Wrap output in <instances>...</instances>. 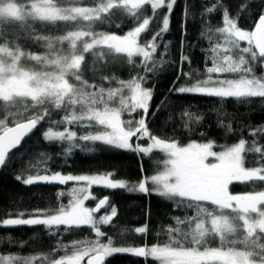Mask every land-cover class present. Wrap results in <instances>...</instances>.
<instances>
[{
    "label": "trees",
    "instance_id": "trees-1",
    "mask_svg": "<svg viewBox=\"0 0 264 264\" xmlns=\"http://www.w3.org/2000/svg\"><path fill=\"white\" fill-rule=\"evenodd\" d=\"M8 1L23 4L35 0H0V5ZM52 1L56 7H84L100 14L91 18L79 16L62 20L40 19L32 15L24 19L0 17V45L22 50L26 54H51L57 49L59 39L63 40L77 31L85 33L84 40L79 43L80 46L77 45L76 50L81 58L80 63L71 76V81L79 85L81 91L77 90L61 99L44 98L36 102L27 99L13 102L0 100V123L4 124V130L46 113L44 120L23 144L10 153L7 166L0 170V221L14 218L20 212L26 214L24 218L36 210L55 214L59 207L67 208L87 194L83 191L87 188L83 182L25 185L22 181L28 176L54 172H109L113 173V178L123 179L129 187H134L144 177L157 175L165 169L167 155L164 151L154 149L151 153L141 154L100 142L79 141V136L103 131L104 127L95 122L69 124L65 120L73 111L77 115L84 114L90 106L99 110L105 107L119 110L123 121L139 120L142 112H130L127 91L121 87L125 81L137 77L141 78L144 87L153 89L147 116V126L152 135L175 142L178 146L191 142L212 143L216 151L227 149L244 139L245 166H260L261 154L249 149H264V98L176 95L170 89L193 83L197 79L196 71L208 75L207 68L217 66L219 62L224 63L225 55L231 56L236 62L240 56L244 57V67L252 69L247 78L264 77V59H252L250 54L242 51L248 47L246 41L233 44L231 38L222 37L220 31L225 25V11L235 19L238 27L251 31L259 15L264 14V0H177L169 17V31L157 39V50L149 61H144L139 54L129 57L127 53H117L109 46L114 43L109 41V37H122L138 27L144 18H148L150 24L141 33L139 43L143 45L150 42L162 28L166 9H158L154 13L151 6L146 5L135 10L133 15L123 7H116L126 5L124 0ZM182 19L186 32L183 37ZM106 35L107 44L91 43L95 37ZM62 42L58 49H68L69 43L65 40ZM87 42L91 46L89 49L82 45ZM183 57H188V60L184 61ZM149 67L152 68L151 72ZM227 76L242 77L244 73L230 72ZM110 90L115 91V95L109 97ZM58 105L62 106L56 108ZM49 128L53 131H63L65 128L76 131L77 138L48 141L43 133ZM132 142L134 145L138 142L142 147L151 144L147 138L139 141L133 138ZM147 186L150 189L156 187L150 181ZM232 191L264 193V182H241ZM92 193L96 199L87 201L93 205L104 196L110 200L97 215L110 214L112 207L117 209V216L111 221L104 224L99 219L97 224L112 240L113 246H165L170 239H174L178 241V246L170 245L173 249H236L249 252L254 260L264 264L262 229L251 232L239 223L232 234L223 236L213 233L201 242L196 240L194 226L198 220L214 212L212 205L206 202H190L186 198L161 196L156 192H129L127 188L110 190L93 186ZM145 225L148 228L146 234L135 232L137 227ZM172 230L178 231L173 233ZM96 240L107 243L103 237L95 235V228L90 225L79 228L0 226V256L19 257L28 260V264H52L62 257L86 250ZM74 242L78 246L74 247ZM86 258L83 259L84 263ZM105 264H160V261L114 254L106 259Z\"/></svg>",
    "mask_w": 264,
    "mask_h": 264
},
{
    "label": "snow or ice",
    "instance_id": "snow-or-ice-1",
    "mask_svg": "<svg viewBox=\"0 0 264 264\" xmlns=\"http://www.w3.org/2000/svg\"><path fill=\"white\" fill-rule=\"evenodd\" d=\"M177 0H129L123 7L135 15V10L140 9L144 5H150L155 13L158 9H166L167 15L163 16L162 28L152 37L150 42L140 45L138 38L141 33H144L150 24V19L144 18L143 22L129 31L122 37H111L112 43L109 45L114 48L117 53H127L129 57L134 54H139L144 61L152 59L153 53L157 50L156 41L169 31L170 15L174 10ZM131 9V10H129ZM211 12L213 9H207ZM183 17V14H182ZM225 28L221 31L227 32L233 44H238L241 41H246L248 47L242 49L243 53L250 54L252 59L257 57L264 59V14L258 17V23L255 24L253 31H244L236 26V23L228 18L227 11L223 12ZM182 19V37L186 35L183 30ZM254 49H258V52ZM184 61L188 57H183ZM246 61L243 56L239 57L238 62L234 61L231 56H224L223 66H212L207 68L208 78L202 81H197L191 86L181 85L175 89H170L176 95L184 94H199L218 98H264V77L247 78L251 73L250 67H244ZM152 68L149 67V72ZM243 72L244 76L240 79H213L212 73L221 72ZM179 74L177 80H179ZM174 84L176 81L173 82ZM131 88L132 95L131 103L128 108L130 112H135L137 109L142 111V116L139 120L123 121L119 110H113L105 107L103 111L89 107L82 115H77L75 111L70 116H66L65 120L69 123H78L87 120L96 122L104 127V131L96 133H88L79 136V141L83 142H100L108 146L115 147L121 150H130L141 154L151 153L154 149L167 152L170 165L166 171L157 175L144 177L138 185L129 187L123 179H111L113 173L103 175H69L61 172H54L47 175L28 176L22 182L25 185H33L34 183H59L67 184L69 181L84 182L87 188L83 189L86 195L82 199L76 200L70 208L59 207L55 210V214H50L48 211L36 210L28 213L25 217L24 212L16 215V218H7L2 221L0 226L15 227V226H39L48 227L66 226L67 228H79L81 226H92L95 228V235L103 237L107 243L101 240H96L91 243L84 251H79L73 255L65 256L59 260H55L52 264H81L85 256L90 257L87 264H105L106 258L112 257L114 254H126L137 258L154 259L160 261V264H173L174 257L170 255V245L178 246V241L170 239L168 245H143V246H113L112 240L101 231L96 224L94 214L99 212L105 205L110 203L109 197L104 196L98 200L95 208L84 206V202L88 199H96L88 191L92 186H101L110 190L125 189L129 192L138 191L140 193L156 192L161 196L186 198L192 202H210L218 207H224L225 198L223 194L229 185L233 182H264V149L256 147L249 151L260 153V166L246 167L245 161V144L244 139H240L234 146L227 148L224 151H212V143L197 144L191 143L187 147H178L175 142H168L160 139L149 132L147 126V116L149 112L150 101L153 98V89L144 87L141 78L137 77L128 84ZM118 91V90H116ZM115 95V91H109V97ZM164 101H161L163 103ZM123 103V101H122ZM69 105H72L69 102ZM62 105L56 106L60 108ZM46 113L28 119L27 122L11 128L9 131L4 130V124L0 123V169L7 166L10 153L17 149L23 139L31 133L38 124L44 120ZM43 136L48 141L74 140L77 138L76 131H69L65 128L63 131H53L49 128L43 133ZM133 138L137 141L143 138L151 140V144L147 147H142L140 143L133 144ZM86 147V145H85ZM91 151L90 148L87 149ZM209 157H215L217 163H206ZM20 180L19 176L15 177ZM151 182L156 187L149 188L148 182ZM235 207V202H232ZM191 206V205H189ZM256 209H264V202L256 205ZM117 216L116 207L111 208L110 215L99 217L100 221L107 224L113 217ZM148 231L147 225L137 227V234H146ZM173 233L178 230H172ZM78 246L74 242V247Z\"/></svg>",
    "mask_w": 264,
    "mask_h": 264
},
{
    "label": "rangeland",
    "instance_id": "rangeland-1",
    "mask_svg": "<svg viewBox=\"0 0 264 264\" xmlns=\"http://www.w3.org/2000/svg\"><path fill=\"white\" fill-rule=\"evenodd\" d=\"M99 14L100 12L98 11L93 12L92 10L86 9L84 7H76L70 9L56 7L54 6V2L52 0H35L23 4L8 1L0 5V17H9L13 19H24L27 15H32L33 17H37L40 19L62 20L76 19L79 16L91 18ZM228 18L232 19L236 23L235 19L231 18L230 16H228ZM225 26L226 25H224L221 29L225 28ZM218 35L219 34L217 32L216 36L218 37ZM223 35L227 37V39H229V35L227 32L221 31V36L223 37ZM84 36V32L77 31L69 34V36H67L63 40L59 39V41H57L59 43L57 49L51 54H26L22 50H16L5 45H0V100L13 102L17 99H27L30 100V102H36L44 98L61 99L68 94L74 93L77 90L81 91L82 89H78V87L80 88V86L74 84L71 81V76L75 74V71L77 70L80 63L79 59L81 58L80 55L77 54L78 52L76 50L77 45L84 40ZM107 37V35L104 37L97 36L92 40L91 43L94 45H99L101 43L107 44ZM64 40L69 43L68 49H58L62 46V44L64 43L62 41ZM82 45L85 49H89L91 47L90 43L88 42ZM223 65L224 63L219 62L217 66ZM196 72L197 73L194 74L197 79L194 80V82L190 85L186 86H191L198 80L202 81L208 78V73V75H203L202 71ZM229 73L230 72H221L212 73L211 75L214 80H233L241 78L227 76V74ZM132 81L133 80L125 81L121 85V87L127 91L128 105L131 103L130 97L132 95L131 88L128 87V84ZM136 111L138 112L141 110L137 109ZM84 123L87 124L91 122L84 120ZM191 143L204 144V142ZM189 144L185 146H177L187 147ZM212 151L216 150L212 148ZM165 153L167 155V159L165 162L166 167L162 172L166 171L170 166L167 163L170 158L167 152ZM217 162L218 161L215 157H209L206 160V163ZM107 173L109 172L69 175H103ZM110 178L115 180V178H113L112 176ZM92 187L88 191L93 196ZM233 201L235 202V207H233ZM261 202H264V193L255 195L232 193V196L229 199L225 200L226 206L224 207H218L215 204L206 202L212 205V207L214 208V212H212L213 215L198 220V222L194 226L195 228L193 231V235L196 237V240L198 242H201L208 235L213 233L225 236L234 233L237 229V224L239 223H242V226L246 230H249L251 232H254L257 229L264 230V209H256V205ZM94 205L87 200L84 202L85 207L94 208ZM70 206L67 208H70ZM103 215L110 214H94L96 218V224H98L99 217ZM0 224H2V221H0ZM170 255L174 257L173 264H261L254 260L249 252L236 249H211L208 251H202L199 248H190L186 250L171 248ZM83 261L84 260L81 261V264H85ZM28 263H30L28 260L19 257L0 256V264Z\"/></svg>",
    "mask_w": 264,
    "mask_h": 264
},
{
    "label": "water",
    "instance_id": "water-1",
    "mask_svg": "<svg viewBox=\"0 0 264 264\" xmlns=\"http://www.w3.org/2000/svg\"><path fill=\"white\" fill-rule=\"evenodd\" d=\"M124 2H125V4H128V3H129V0H124ZM144 6H146V5H144ZM142 7H143V6H142ZM256 23H258V20L256 21ZM256 23H255V24H256ZM254 26H255V25H254ZM254 26H253V28H252L251 31L254 30ZM109 41H112L111 37H109ZM254 50L258 52V49H254ZM25 122H27V120L22 121V122H19V123H16V124H14V125L8 127L7 129H5V131L7 132V131H9L11 128H13V127H15V126H18V125H20V124H22V123H25ZM36 128H37V127H36ZM36 128H35V129H36ZM35 129H34V130H35ZM34 130H33V131H34ZM33 131H32V132H33ZM32 132H31V133H32ZM31 133H29V134L23 139L22 144H23V142L27 139V137H28ZM0 134H3V133L0 132ZM156 137H157V136H156ZM158 138H159V137H158ZM160 139H162V138H160ZM163 140H165V139H163ZM166 141H168V140H166ZM168 142H171V141H168ZM22 144H21V145H22ZM21 145H20V146H21ZM20 146H19V147H20ZM19 147H18V148H19ZM14 150H15V149H14ZM14 150H13V151H14ZM0 170H1V169H0ZM223 196H224L225 199L229 196L228 188L226 189V191H225V193L223 194ZM94 208H95V207H94ZM102 209H103V208H102ZM102 209H101V210H102ZM101 210H100V211H101ZM100 211H99V212H100ZM96 213H98V212H96ZM89 258H90V257L87 256V258H86V260H85V264H87V261H88ZM106 259H107V258H106ZM105 262H106V261H105Z\"/></svg>",
    "mask_w": 264,
    "mask_h": 264
},
{
    "label": "flooded vegetation",
    "instance_id": "flooded-vegetation-1",
    "mask_svg": "<svg viewBox=\"0 0 264 264\" xmlns=\"http://www.w3.org/2000/svg\"><path fill=\"white\" fill-rule=\"evenodd\" d=\"M138 42H139V38H138ZM238 183H241V182L233 181V182L229 185V187H228L229 196H228L226 199H229V198L232 196V193H234V192L232 191V188L235 187ZM256 194H261V193H256ZM247 195H249V194H247ZM250 195H255V194H250ZM226 199H225V200H226Z\"/></svg>",
    "mask_w": 264,
    "mask_h": 264
}]
</instances>
